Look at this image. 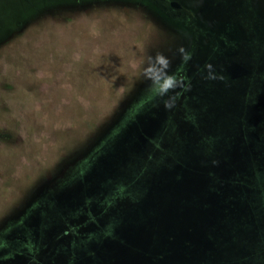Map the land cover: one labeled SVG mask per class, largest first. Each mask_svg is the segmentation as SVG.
<instances>
[{
    "label": "rangeland",
    "instance_id": "1",
    "mask_svg": "<svg viewBox=\"0 0 264 264\" xmlns=\"http://www.w3.org/2000/svg\"><path fill=\"white\" fill-rule=\"evenodd\" d=\"M167 1L0 0V264H264V0Z\"/></svg>",
    "mask_w": 264,
    "mask_h": 264
},
{
    "label": "flooded vegetation",
    "instance_id": "2",
    "mask_svg": "<svg viewBox=\"0 0 264 264\" xmlns=\"http://www.w3.org/2000/svg\"><path fill=\"white\" fill-rule=\"evenodd\" d=\"M167 3H168V6L171 7V8H174V9H181L180 4H178V3L175 2V1L168 0Z\"/></svg>",
    "mask_w": 264,
    "mask_h": 264
},
{
    "label": "crops",
    "instance_id": "3",
    "mask_svg": "<svg viewBox=\"0 0 264 264\" xmlns=\"http://www.w3.org/2000/svg\"><path fill=\"white\" fill-rule=\"evenodd\" d=\"M32 82V81H31ZM47 103H45L44 105H46ZM55 112V109H53V106L49 109V111L46 113V116L49 117L51 116L52 113Z\"/></svg>",
    "mask_w": 264,
    "mask_h": 264
}]
</instances>
